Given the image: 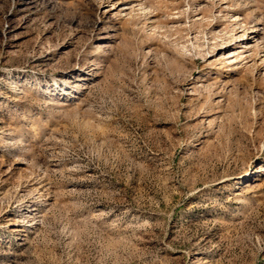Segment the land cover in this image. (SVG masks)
Wrapping results in <instances>:
<instances>
[{
	"label": "rangeland",
	"instance_id": "374dc122",
	"mask_svg": "<svg viewBox=\"0 0 264 264\" xmlns=\"http://www.w3.org/2000/svg\"><path fill=\"white\" fill-rule=\"evenodd\" d=\"M0 264H264V0H0Z\"/></svg>",
	"mask_w": 264,
	"mask_h": 264
},
{
	"label": "bare ground",
	"instance_id": "6f19581e",
	"mask_svg": "<svg viewBox=\"0 0 264 264\" xmlns=\"http://www.w3.org/2000/svg\"><path fill=\"white\" fill-rule=\"evenodd\" d=\"M238 19V18H237ZM235 20V25H241V23H240V20L238 19V20ZM244 25V24H243ZM245 26V25H244ZM244 26H242V29L244 28ZM246 28V27H245ZM258 29V28H257ZM255 30V29H254ZM253 30V31H254ZM242 31H244L245 32V30H242ZM247 31V30H246ZM248 32V31H247ZM246 32V33H247ZM243 33V32H242ZM240 34V35H237L238 37H236V38H238V40L240 41L239 43H238V46H239V50L240 49H245V50H247V48H250V43L253 41V40H255V38H256V35L254 34H250V35H247V34ZM253 33V32H252ZM255 33H257V31L255 32ZM256 43V42H255ZM252 48V47H251ZM238 50V49H237ZM237 50H233L232 52H230L229 53V55L226 57V60L227 61H232L231 63H233L235 60H238L239 59V57L240 56H242V53H245V52H247V51H243L242 50V53H240V51H237ZM249 51V50H248ZM224 55H226V54H224ZM223 55V56H224ZM244 55V54H243ZM207 56V55H206ZM251 56V55H250ZM242 58V57H241Z\"/></svg>",
	"mask_w": 264,
	"mask_h": 264
}]
</instances>
